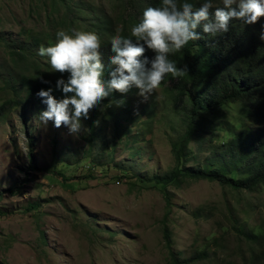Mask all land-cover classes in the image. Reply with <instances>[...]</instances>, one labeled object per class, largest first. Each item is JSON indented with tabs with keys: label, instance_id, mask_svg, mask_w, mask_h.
<instances>
[{
	"label": "rangeland",
	"instance_id": "obj_1",
	"mask_svg": "<svg viewBox=\"0 0 264 264\" xmlns=\"http://www.w3.org/2000/svg\"><path fill=\"white\" fill-rule=\"evenodd\" d=\"M77 1L81 0H0V38L18 42L23 29L42 36L67 30L65 4ZM85 1L111 15L120 9L119 0ZM16 64L0 42V80L9 70L12 75L27 71L24 63ZM2 88L0 107L15 98ZM155 90L158 100L169 98ZM154 97L136 95L130 98V107L139 110ZM168 105L156 104L157 117L142 129L139 142L131 143L130 136L120 139L114 163L105 152L95 151L92 162L85 156L88 145L81 136L88 131L87 121L78 135L69 136L51 121L40 123L39 112L31 104L26 110L12 107L1 114L0 264H172V254L183 261L202 250L209 257L196 264H249L248 246L232 227L237 221L247 227L262 223L264 191L234 192L217 182L188 178L181 186H168V207L161 186L136 178L163 175L177 166L172 143L185 127L181 115ZM224 113L233 121L238 118L237 110ZM103 119L97 123L98 128L105 127L99 133L110 141L115 133L113 120ZM137 131L136 125L133 133ZM55 140L58 158L67 159L70 167L61 166L54 157ZM203 153L204 160L209 152ZM30 156L37 170H29ZM60 168L70 179L79 176L80 180L61 181L55 177ZM123 174L134 178L122 179ZM31 204L38 206L29 210ZM198 212L200 216H194ZM165 227L171 231L170 246L164 239ZM216 237H221L220 249L211 241Z\"/></svg>",
	"mask_w": 264,
	"mask_h": 264
},
{
	"label": "trees",
	"instance_id": "obj_2",
	"mask_svg": "<svg viewBox=\"0 0 264 264\" xmlns=\"http://www.w3.org/2000/svg\"><path fill=\"white\" fill-rule=\"evenodd\" d=\"M191 2L198 6L201 0H191ZM158 4L159 0H119V11L111 15L89 1L66 3L65 15L69 22L67 30L90 31L99 37L101 62L106 69L104 79H107V69L111 67L108 65V57L112 54L109 50L110 38L117 32L130 36V26L138 21L143 9ZM262 23L264 17L259 18L255 24L249 25H244L239 20H231L227 33L215 37L201 33L200 39L189 41L180 51L170 54L169 58L176 62L177 67L187 65L188 71L182 77L166 74L157 88L164 95H169L166 100H158L155 90L151 104L144 105V103L139 110L133 111L129 100L137 95L135 87L124 94L113 91L110 97L102 99L100 105L88 114L86 122L88 131L81 136L88 145L85 156L89 155L92 162L95 151L101 155L105 152L108 153L109 162L114 163L113 155L120 139L130 136L128 141L133 140L131 142L133 144L139 142L143 139L142 129L149 127L157 117L156 104L165 106L168 103L174 112L181 115L185 127L180 139L172 143L177 166L168 173L153 175L144 180L139 175L136 176L141 183H154V187L161 186L165 190L168 207H170L169 196L166 193L168 186L172 184L181 186V183L188 178L217 182L234 192L264 191V41L259 39ZM197 31L200 29L197 28ZM19 37L18 42L7 39L3 41L0 38L8 54L17 62L16 65L20 67L24 63L27 70L15 75L9 70L6 73L10 76H6V73L1 75L0 82L3 81V88L9 89L15 98L0 107V115L6 114L7 110L14 107L26 110L29 104L40 112L45 105L35 93L41 88L46 89L50 86L42 83L41 78L51 82L52 94L59 98L62 93L55 89V80L61 75L65 78L68 75L66 72L63 74L53 72L49 69L48 63L43 62L36 53L30 52L41 45L52 44L55 33L46 32L42 36L23 29L19 32ZM144 55L150 58L153 53L146 49ZM121 96L125 102L118 110L116 109L118 106L110 105V101ZM169 105L167 108H170ZM226 109L237 110L238 118L233 121L227 113H224ZM103 117H112L113 120L115 133L110 141L99 133L105 127L100 125L98 128L97 123H93L105 122ZM142 117H145V121H142ZM136 125L138 131L133 133ZM119 133H122L123 137H118ZM219 138L222 140L217 144ZM204 151L209 154L203 160L201 158ZM53 152L61 166L70 167L67 159L58 158L56 140ZM35 169L37 170L38 167L30 156L29 170ZM62 170L60 168L55 172V177L61 181L81 178L74 176L70 179ZM127 176L129 179L134 178L133 175L123 174L122 179ZM37 206L31 204L29 210L36 209ZM194 216H200V212L195 213ZM232 228L238 238L243 239L248 246L249 264H264V220L253 227H247L237 221ZM164 239L170 246L171 231L168 227L164 228ZM220 239L221 237H216L211 240L218 249H220L218 243ZM213 252L215 255L216 250ZM208 257L207 250L194 252L191 257L183 261L171 255L172 264H180V262L196 264Z\"/></svg>",
	"mask_w": 264,
	"mask_h": 264
},
{
	"label": "clouds",
	"instance_id": "obj_3",
	"mask_svg": "<svg viewBox=\"0 0 264 264\" xmlns=\"http://www.w3.org/2000/svg\"><path fill=\"white\" fill-rule=\"evenodd\" d=\"M261 17L264 0H219L218 4L217 0H201L198 6L191 0H159L158 6L143 9L138 21L130 26V36L117 32L110 38L112 54L108 57L111 67L107 69V79L99 37L90 31L58 29L55 43L30 50L48 63L53 72L68 74L55 80V89L62 93L59 98L53 96L51 82L41 78L42 83L50 86L35 93L45 105L37 119L42 124L51 121L53 127H63L67 135L76 136L88 114L113 91L124 94L135 87L138 96L148 99L166 74L184 76L187 65L177 67L169 55L180 51L189 41L200 39L201 33L215 37L228 32L231 20L249 25ZM259 39L264 41V23ZM146 49L153 53L150 58L144 55ZM124 102L121 96L111 100L110 105L119 107Z\"/></svg>",
	"mask_w": 264,
	"mask_h": 264
}]
</instances>
